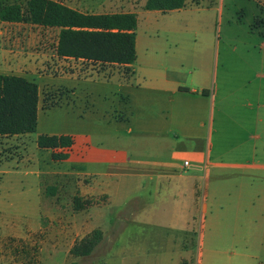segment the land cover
<instances>
[{"label":"rangeland","instance_id":"374dc122","mask_svg":"<svg viewBox=\"0 0 264 264\" xmlns=\"http://www.w3.org/2000/svg\"><path fill=\"white\" fill-rule=\"evenodd\" d=\"M26 1L0 0V6L19 3L24 7ZM56 1L86 12L91 10L87 3L105 11L136 6L139 43H163L170 55L208 57L214 103H226L233 96L240 98L246 80L258 65L264 64V0H186L185 7L165 13L140 8L145 0ZM0 30H4L0 43L18 40L25 48H29L27 43H37V49L50 53L58 34L57 28L28 21L0 25ZM51 59L44 63V71L22 75L39 86L41 106L57 104L39 108L35 132L0 136V264H264V217L260 213L249 215L241 209L236 217L216 222L213 230L198 212L191 223L184 224L180 216L161 214L165 208L159 202L150 203L145 190L150 180L143 173L130 175L112 170L111 176L103 177L102 189L108 199H103L104 194L84 195L99 205L89 212L74 210L73 194L83 189L89 178L80 174L45 178L44 173L50 169L60 173L67 169L51 159L50 150L39 148L36 140L48 132L81 133L83 125L74 119L77 113L87 111V103L79 100L75 112L70 110L71 98L64 86H77L81 95L84 84L57 78L55 74L61 72L55 70ZM90 63L94 69L100 68L94 62L85 65ZM123 72L128 71L123 68ZM108 142L110 139H96L89 146L81 143L80 149L84 146L94 153L108 151L113 146ZM46 186L55 187L53 195L46 193ZM44 202L52 205L54 217L43 216L49 211ZM73 216L79 217L78 223L87 217V230L103 231L102 240L88 256L74 257L67 252L73 237H80L71 232ZM63 233L67 239L58 245L57 238Z\"/></svg>","mask_w":264,"mask_h":264},{"label":"crops","instance_id":"0c3cea01","mask_svg":"<svg viewBox=\"0 0 264 264\" xmlns=\"http://www.w3.org/2000/svg\"><path fill=\"white\" fill-rule=\"evenodd\" d=\"M144 3L141 2L140 8ZM87 5L91 8L87 13L134 12L137 15V8L132 4L124 10L107 11L97 10L93 3ZM17 23L21 22L0 20L3 27ZM3 31L0 30L1 38ZM36 44L27 43L29 48H25L18 40L0 43V73L34 74L44 71V63L53 58L51 63L61 72L55 74L57 78L84 84L81 95L77 93V86H64L71 98L70 110L75 112L79 100L87 103V111L77 113L74 119L83 125L81 133H63L73 140L68 158L55 161L63 163L68 171L60 173L50 169L44 173L45 178L80 174L88 177L89 183L75 194L83 197L104 194L103 199H108L109 195L102 189L103 177L111 176L112 170L120 169L130 175L143 173L150 180L145 189L146 198L165 208L160 210L161 214L180 216L182 223L189 224L198 212L199 218L205 222L208 219L210 230L216 222L236 217L241 209H246L249 215L260 213L264 217L263 63L246 80L240 98L233 96L226 103H214L207 56L196 59L186 53L170 55L163 43H139L136 33V57L124 73L123 65L97 63L101 69H94L91 63L85 65L91 61L59 57L54 49L50 53L37 49ZM96 139H110L108 143L113 146L97 153L84 146L80 149L81 143L89 146ZM79 165L81 170L77 168ZM96 186L101 189L95 190ZM44 204L49 211L43 216L54 217L52 205ZM92 207L78 211L89 212ZM73 218L71 232L80 237H73L67 252L76 238L94 229H86L87 217L82 216L80 223L79 217ZM65 239L67 234H61L57 244Z\"/></svg>","mask_w":264,"mask_h":264},{"label":"trees","instance_id":"16d2710c","mask_svg":"<svg viewBox=\"0 0 264 264\" xmlns=\"http://www.w3.org/2000/svg\"><path fill=\"white\" fill-rule=\"evenodd\" d=\"M186 0H146L145 10L167 12L185 7ZM0 20L6 22L28 21L45 28H57L54 47L59 57L84 59L99 65H127L136 57L135 39L137 15L134 12L87 13L56 0H27L24 7L19 3L0 6ZM39 104L38 85L34 80L16 74L0 73V136H13L35 132ZM53 104H43L47 108ZM39 148L51 149V159L65 160L73 144L70 135H47L37 137ZM53 195L55 187L46 190ZM74 210L99 205L92 197L75 194ZM103 231L94 228L75 240L69 249L74 257L92 253L102 240ZM75 264V262H71Z\"/></svg>","mask_w":264,"mask_h":264},{"label":"built area","instance_id":"2783aa9c","mask_svg":"<svg viewBox=\"0 0 264 264\" xmlns=\"http://www.w3.org/2000/svg\"><path fill=\"white\" fill-rule=\"evenodd\" d=\"M187 163H188L187 161H184V165H187Z\"/></svg>","mask_w":264,"mask_h":264}]
</instances>
